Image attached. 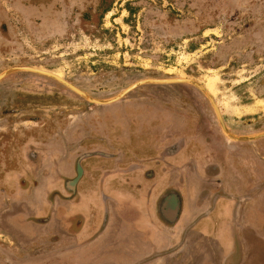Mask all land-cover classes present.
I'll return each mask as SVG.
<instances>
[{
    "label": "rangeland",
    "instance_id": "374dc122",
    "mask_svg": "<svg viewBox=\"0 0 264 264\" xmlns=\"http://www.w3.org/2000/svg\"><path fill=\"white\" fill-rule=\"evenodd\" d=\"M19 67L54 73L86 97ZM4 72L6 156L18 148L34 153L42 143L65 148L76 143L80 127L102 133L127 121L144 122L167 143L188 145L206 136L195 133V122L218 127L208 95L223 122L246 128L239 136L263 134L251 131L264 122V0H0ZM169 78L190 79L204 90L149 82L111 103L88 99L108 101L143 79Z\"/></svg>",
    "mask_w": 264,
    "mask_h": 264
},
{
    "label": "crops",
    "instance_id": "0c3cea01",
    "mask_svg": "<svg viewBox=\"0 0 264 264\" xmlns=\"http://www.w3.org/2000/svg\"><path fill=\"white\" fill-rule=\"evenodd\" d=\"M140 124L33 158L0 141V264H264L262 138L167 143Z\"/></svg>",
    "mask_w": 264,
    "mask_h": 264
},
{
    "label": "flooded vegetation",
    "instance_id": "af4514ba",
    "mask_svg": "<svg viewBox=\"0 0 264 264\" xmlns=\"http://www.w3.org/2000/svg\"><path fill=\"white\" fill-rule=\"evenodd\" d=\"M127 122H132L134 125H138V124L141 125L140 123H143V125L149 126L147 124H144V122H138V121H127ZM224 123L228 124V125L232 124L231 122H224ZM256 123H258V122H256ZM236 124L234 123V125H236V127H239L240 130H236L234 132L236 134L241 135L242 134L241 129H246V128L242 127V125H240L238 123H236ZM257 125L252 128L253 131H251V133H257V132H261V131L264 130V122H260ZM217 126L218 127H215L214 123H199V122H195V133H197L198 130L202 131V133L206 134L205 140L208 143H211V144L214 145L218 141L215 140V137L213 138L212 134L217 132V131L221 132L219 123L217 124ZM91 129L93 131H91V132L88 131L87 132V129L85 127H80L79 131H78V134L80 135V139H82V140H84V139H87V140L88 139H93V140H97L98 142H104V143L105 142L108 143L111 140V142L114 143V144L116 142H120L122 144L125 143V132L123 130L118 131V127L116 126V124L114 125V123H111L109 128L105 127L104 132H102V133H100V131H101L100 129L101 128L94 127V128H91ZM158 130H159V128H158ZM231 132H233V131H231ZM101 134H104V135L101 136ZM153 135H155V133ZM157 135L160 136V133H158ZM156 136H154V137H156ZM253 143H254L253 150H254V153L256 154L255 157L257 159L256 160L257 161V166L261 167V172L264 173V138L259 139V140L255 141ZM122 144H121V146H123ZM195 146H197V143L193 145V148ZM250 149H252V148L250 147ZM111 150L114 151L115 154H124V152H125V149L123 147H121V148H117V147H113L112 148L111 147ZM30 155L33 157L34 153H30ZM260 163H262V166H261ZM177 200H178L179 207H181V197L179 195H178V199Z\"/></svg>",
    "mask_w": 264,
    "mask_h": 264
},
{
    "label": "water",
    "instance_id": "95a60500",
    "mask_svg": "<svg viewBox=\"0 0 264 264\" xmlns=\"http://www.w3.org/2000/svg\"><path fill=\"white\" fill-rule=\"evenodd\" d=\"M18 69H23V70H28V71H34V72H37V73H41V74H44V75H48L50 77H53L55 79H57L58 81L64 83L65 85H67L68 87H70L71 89H73L74 91H76L77 93L83 95L86 97V94L84 92H82L80 89L76 88L75 86H73L71 83H69L68 81L64 80L63 78L59 77L58 75L54 74V73H51L49 71H45V70H41V69H36V68H32V67H19ZM6 73H2L0 75V79L5 75ZM149 82H152V83H171V82H187V83H192V84H195L197 85L198 87H200L201 89L204 90L203 87L199 86L198 84H196L194 81L190 80V79H186V78H169V79H143L141 81H138L136 83H134L133 85H131L130 87H128L127 89H125L121 94H119L117 97L111 99V100H108V101H99V100H95V99H91V98H88L89 100L95 102V103H100V104H104V103H111V102H114L116 100H118L119 98H121L123 95H125L126 93H128L129 91H131L132 89H134L135 87L143 84V83H149ZM208 98L209 100L211 101L215 111H216V114H217V117H218V120H219V126H220V129L221 131L227 136L229 137L230 139H233V140H236V141H249V140H255V139H259L261 137L264 136V133L263 134H255V135H252V136H237V135H234L233 133H231L226 124L223 122V119L221 117V114L219 112V109L217 107V105L215 104L213 98L211 96L208 95Z\"/></svg>",
    "mask_w": 264,
    "mask_h": 264
}]
</instances>
